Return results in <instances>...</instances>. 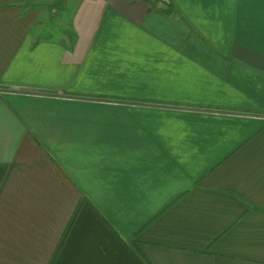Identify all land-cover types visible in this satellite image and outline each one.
<instances>
[{
  "label": "crops",
  "instance_id": "1",
  "mask_svg": "<svg viewBox=\"0 0 264 264\" xmlns=\"http://www.w3.org/2000/svg\"><path fill=\"white\" fill-rule=\"evenodd\" d=\"M31 1L0 0V264H264V0H75L57 36Z\"/></svg>",
  "mask_w": 264,
  "mask_h": 264
},
{
  "label": "rangeland",
  "instance_id": "2",
  "mask_svg": "<svg viewBox=\"0 0 264 264\" xmlns=\"http://www.w3.org/2000/svg\"><path fill=\"white\" fill-rule=\"evenodd\" d=\"M74 1L75 0H56L55 5L54 3L49 4L40 1H31L27 3V6L29 7V9L41 11L39 20L42 21V24L46 27V29H50L49 31L52 32L54 36H57V31H61L63 28H65V23L63 24L61 20L65 21L72 16L71 12L73 10L72 7L74 5ZM172 1L173 0H156L157 3H161V5H164L167 8L171 6L169 3H171ZM0 92H3L1 88ZM210 112L231 113L227 111H220L218 109H214ZM235 114L238 115L239 113L235 112Z\"/></svg>",
  "mask_w": 264,
  "mask_h": 264
},
{
  "label": "trees",
  "instance_id": "3",
  "mask_svg": "<svg viewBox=\"0 0 264 264\" xmlns=\"http://www.w3.org/2000/svg\"><path fill=\"white\" fill-rule=\"evenodd\" d=\"M171 6L170 7H172L173 5H172V3H169Z\"/></svg>",
  "mask_w": 264,
  "mask_h": 264
}]
</instances>
